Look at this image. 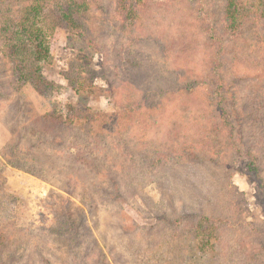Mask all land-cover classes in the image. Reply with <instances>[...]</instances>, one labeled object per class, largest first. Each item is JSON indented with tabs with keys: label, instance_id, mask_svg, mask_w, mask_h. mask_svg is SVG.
<instances>
[{
	"label": "rangeland",
	"instance_id": "374dc122",
	"mask_svg": "<svg viewBox=\"0 0 264 264\" xmlns=\"http://www.w3.org/2000/svg\"><path fill=\"white\" fill-rule=\"evenodd\" d=\"M115 1L92 0L94 7L84 16L91 29L90 35L86 31L66 32L61 33L58 38H50L52 57L50 61L41 63L38 71L45 81L43 86L39 84L37 87L33 82L18 81L19 72L14 71L10 63L2 58L3 50L0 51V233H9L14 237L4 253L23 250L32 256L34 251L25 242L18 241V233L21 232L24 238L27 233L38 240L55 226L58 218L71 216L80 222L82 228V246L85 249L81 254H85L84 251H89L90 248L88 264H249L242 260L243 257L240 258L236 242L231 243V247L228 244L226 249L218 245L217 248L210 249L208 246L202 250L197 248L196 241L190 236L164 243L157 226L159 217L156 206L164 200L172 201L176 209L175 217L179 213H218L222 189L229 181L235 201L230 216L232 227L242 218L246 225L244 230L249 225L258 226L262 233L256 240L264 241V164L259 172H254L249 169L244 156L234 159L228 166L190 164L175 159L166 165V169L156 171L161 176L159 180L144 186L124 200L125 202L121 199L117 203L105 200L104 192H112L110 180L113 179L121 185L124 182L130 184L133 179L139 178L138 174L123 168L119 169V173L111 171L101 175L79 172V176L83 175V178H70L69 174L79 170V164L74 163L77 148L69 144L72 141L71 135L83 139V130L86 129L85 121L79 120L76 123L74 117L82 114L86 116L89 110L91 114L97 115V121L100 122L102 118L99 115L107 113L110 117L102 120L107 124L111 117L117 115L109 103V97L103 92L107 88L103 77L108 74L104 65V53L110 59L108 51L112 49L113 41L120 30L115 14ZM142 1L144 22L148 28L152 24L151 27L157 32L162 31L167 35L166 40L175 45L174 49H181L182 46L187 57L194 62H204V67L197 68L196 74L213 75L208 74L210 59H207L209 57L206 55V47L213 45L208 40V35L218 37L215 45L221 46L218 56L223 55L222 63L225 65L219 76L224 82L225 90L229 92V96H226V107L231 122L243 114V108H250L256 101L264 109V45L253 40L247 31L241 36L224 32L223 14L227 0ZM11 6L12 4L0 6V20L9 12L15 11L10 10ZM98 8L100 11L96 10ZM195 14H203L204 17L191 22L192 15ZM98 18L106 21L104 29L94 28V22ZM211 50L215 53L213 46ZM148 51L154 60L161 59L157 57L156 46L150 45ZM174 53L172 50L168 54V60L173 59ZM214 57L215 54L211 55V59ZM80 69L86 80H89L86 85L84 82L78 83L75 90L72 88V75L74 70ZM33 71L35 74L34 69ZM89 84H92L91 88H86ZM205 84L200 85L203 93L209 90L208 87L205 88ZM211 90L214 91V88L210 92ZM163 105L160 117L165 115L164 128L169 130L171 126L175 127L173 132L178 136L179 145L188 144L191 141L190 136L199 138L204 135L205 139H212L217 135V123L214 118H209L211 115L196 109L197 113L194 114H200L199 118L195 119L197 122L189 119V125L186 119L181 121L187 117L186 114L182 113V119L176 118L181 113L178 115L180 107L173 96L168 97ZM172 112L174 116L169 121L168 116ZM46 114H54L55 118L62 117L63 126L66 128H70V125L76 128L70 132H61L65 137L62 150L48 147L47 151L41 152L40 148L30 147L37 135L35 121ZM143 120L148 123H142L136 131L140 132L141 137L148 129L152 131L149 144L158 148L160 139L158 133L155 134V125H150L147 119ZM123 124L128 125V122L123 120L115 124L109 121V127L114 128L111 133L114 136L110 140L127 147L129 142L127 143L123 135H118L123 134L120 127ZM17 145L27 150L24 155L30 154L31 150L38 161L41 160V165L17 162L12 157ZM83 149L85 150V146ZM85 153L84 158L94 159L86 150ZM5 155H10V160L9 157L6 160ZM20 158L24 157L20 155ZM116 161L120 162L117 156ZM67 163L71 165L67 166ZM100 167L101 161L98 160L96 168ZM117 174L119 175L116 176ZM114 176L118 178L115 179ZM233 239L238 241L242 237L234 236ZM244 246L247 250L250 248L246 243ZM63 249H55L51 258L54 264H67L72 261L66 257ZM231 251H237V256L233 258L229 254ZM242 251L243 248L240 254ZM39 253L42 254L40 248ZM12 264L34 263L24 260L18 262L15 259Z\"/></svg>",
	"mask_w": 264,
	"mask_h": 264
},
{
	"label": "trees",
	"instance_id": "16d2710c",
	"mask_svg": "<svg viewBox=\"0 0 264 264\" xmlns=\"http://www.w3.org/2000/svg\"><path fill=\"white\" fill-rule=\"evenodd\" d=\"M115 2V14L120 30L118 37L113 41L112 49L108 51L110 59L104 53V65L108 74L103 77L107 84L103 92L109 97V103L117 114L109 121L115 124L123 120L128 122V125H120L123 134L118 135H123L129 145L126 147L117 144V141L110 140V137L114 136L111 134L114 128L109 127L108 120H106L107 124L102 121L107 116L109 118L110 114L101 113L100 122L97 121V115L91 114L89 110L86 116L82 114L74 117L73 120L76 123L79 120L85 121L86 129L83 130V139L71 135L72 141L69 144L77 148L74 163L79 164V170L69 174L70 178H76V180L83 178V175L79 176V172L101 175L111 171L119 173V169L123 170V168L131 171L130 173L138 174L139 178L133 179L134 181L130 184L124 182L121 185L113 179L110 180L112 192H104L105 200L117 203L121 199L125 202L124 200L129 199L144 186L159 180L161 176H158L159 172L156 173V171L166 169V165L175 159L190 164L211 163L228 166L234 159L244 156L249 169L259 172L264 164V109L256 101L251 104L250 108H243V114L236 120L233 122L229 120L230 113L226 107V96L229 92L225 90L224 82L219 76L225 65L222 63L223 55L218 56L221 46L216 47L215 45V42L219 40L218 37L208 35V40L212 41L213 45L206 47V55L209 57L207 59H210L207 70L208 74L213 73V75L196 74L197 68L204 67V62H194L187 57L182 46L181 49L179 47V49H174L175 45L167 42V35L165 36L162 31L157 32L151 27L152 24L148 28L144 22L142 12L144 2L142 0H116ZM10 4H12L10 10L15 9V11L9 12L0 20L2 58L10 63L14 71L19 72L18 81L33 82L37 87L39 84L43 86L45 81L38 71L40 64L50 61L52 57L50 38H58L61 33L66 32L86 31L90 35L91 29L84 16L90 12L93 6L92 0H0V6ZM96 10L100 11L99 8ZM192 17L191 22H195L196 19H202L204 15L195 14ZM223 19L222 27L226 34L241 36L247 31L253 40L264 45V0H227ZM105 25L106 21L99 19L94 22L93 26L95 29L97 27L104 29ZM150 45L157 47L158 55H156L161 59L154 60L152 54H149ZM212 46L215 53L211 50ZM172 50L175 52L174 57L168 60V54ZM214 54V59H211V55ZM33 69L35 74H33ZM82 72V69L74 70L72 75L74 82L72 88L75 90L78 83L84 82L86 85L89 80H86ZM203 84L205 88H209L206 93L200 90V85ZM91 86L92 84H89L85 87L91 88ZM213 88L214 91L210 92ZM170 96L174 97L180 107L177 112L181 115L176 118L182 119L183 114H186L187 117L181 121L186 119L190 125L189 119L197 122L195 119L199 118L200 114L195 115L194 113H197L195 110L199 109L200 112L211 115L209 118H214L217 123V130H215L217 135L212 139L211 137L205 139L204 135L199 138L195 135L194 138L190 136V143L179 145L178 136L173 132L175 127L171 126L169 130H165L163 125L165 115L160 117L163 113H160L164 107L163 103ZM257 99L261 98L257 97ZM262 101L264 102V99ZM173 114L174 112L167 115L169 121L173 119ZM53 115L46 114L35 121L37 135L30 147L40 148L41 152L47 151L48 147L64 149L65 137L61 132H70L76 128L74 125L66 128L63 126L62 117L59 116L58 119ZM143 119H147L150 125H155V134L158 133L160 139L158 148L149 144L153 136L152 131L148 129L142 133V137L140 132L136 131L142 123H148ZM58 120L60 122H57ZM159 126L162 128H158ZM139 142L144 144H139ZM84 146L85 150L92 154L93 160L91 157H83L86 154ZM16 152L12 157L17 162L27 164L32 162L39 166L42 163L31 150L30 154L24 155L27 150L20 145H17ZM20 155L24 158H20ZM41 155L40 153L43 160ZM116 156L120 158L119 163L116 161ZM8 157L10 160L11 156L5 155L6 160ZM98 160L101 161L100 169L96 168ZM68 164L71 165L67 163V166ZM116 176H114L115 179L118 178ZM125 181L127 182V179ZM231 186L229 181L225 183L219 200L220 211L210 215L179 213L175 217L176 209L173 202L162 201L156 208L159 217L157 226L163 242L172 243L190 236L196 241L197 248L200 247L201 250L208 246L210 249L217 248L218 245L226 249L228 244L230 246L231 243L236 242L238 254L240 258L243 257L244 262L264 264V241L256 240L262 230L258 226L250 225L247 226V230H244L246 225L242 218L238 219L236 225L232 227L230 216H232L235 201ZM236 226H238L237 229ZM81 229L79 221L72 219L71 216H64L58 218L55 226L50 228V232L43 234V237L38 240L31 238L27 233L25 238L20 234L21 232L18 233V241L25 242L26 246L34 251L32 256L23 250L4 253L14 237L9 233L6 235L0 233V264H12L15 259L18 262L24 260L34 264H54L51 258L58 247L64 248L66 257L72 260L71 264H88L87 260L91 251L89 248V251L81 254L85 249L82 246L84 238ZM17 232L16 229L15 234ZM234 236L242 237V239L234 240ZM244 243L249 245V251ZM38 247L42 254L39 253ZM241 248H243L242 254H240ZM229 254H232L234 258L237 256V251H231Z\"/></svg>",
	"mask_w": 264,
	"mask_h": 264
}]
</instances>
